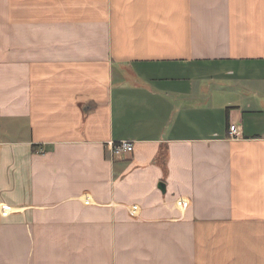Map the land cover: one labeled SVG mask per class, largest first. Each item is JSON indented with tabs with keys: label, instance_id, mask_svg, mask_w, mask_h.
Returning a JSON list of instances; mask_svg holds the SVG:
<instances>
[{
	"label": "crops",
	"instance_id": "obj_1",
	"mask_svg": "<svg viewBox=\"0 0 264 264\" xmlns=\"http://www.w3.org/2000/svg\"><path fill=\"white\" fill-rule=\"evenodd\" d=\"M0 264H264V0H0Z\"/></svg>",
	"mask_w": 264,
	"mask_h": 264
},
{
	"label": "built area",
	"instance_id": "obj_2",
	"mask_svg": "<svg viewBox=\"0 0 264 264\" xmlns=\"http://www.w3.org/2000/svg\"><path fill=\"white\" fill-rule=\"evenodd\" d=\"M229 135L234 138L239 136L238 128L235 124H230ZM111 155L114 158L122 159L133 151V144L130 141H119L110 144Z\"/></svg>",
	"mask_w": 264,
	"mask_h": 264
},
{
	"label": "water",
	"instance_id": "obj_3",
	"mask_svg": "<svg viewBox=\"0 0 264 264\" xmlns=\"http://www.w3.org/2000/svg\"><path fill=\"white\" fill-rule=\"evenodd\" d=\"M160 187L162 188L163 187V184H160Z\"/></svg>",
	"mask_w": 264,
	"mask_h": 264
},
{
	"label": "trees",
	"instance_id": "obj_4",
	"mask_svg": "<svg viewBox=\"0 0 264 264\" xmlns=\"http://www.w3.org/2000/svg\"><path fill=\"white\" fill-rule=\"evenodd\" d=\"M33 147H35V145H33Z\"/></svg>",
	"mask_w": 264,
	"mask_h": 264
}]
</instances>
